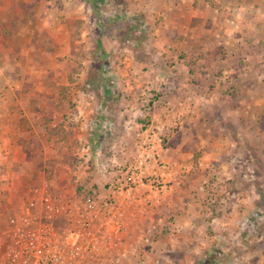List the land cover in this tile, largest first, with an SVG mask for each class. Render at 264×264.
I'll return each mask as SVG.
<instances>
[{"label": "crops", "instance_id": "obj_1", "mask_svg": "<svg viewBox=\"0 0 264 264\" xmlns=\"http://www.w3.org/2000/svg\"><path fill=\"white\" fill-rule=\"evenodd\" d=\"M154 1L156 5L163 6L158 12L159 24L155 25L153 22L156 47L154 59H163L166 53L172 60L163 66L162 62L158 64L155 61L147 64L149 71H142V79H136L140 82H121L122 95L96 98L90 89L85 91L77 86L73 96H65L61 88L68 87L72 84L70 82L26 81L30 73L34 80L33 73L42 74L49 70V56L57 58L58 54L67 52L69 48L65 42L63 44L55 40L50 44L47 41L49 34L52 37L55 35L54 38L59 40L62 39L61 34L68 30L63 16L65 0H0V150L13 152L9 158L14 159H3L4 162L0 160V165H4V168L5 165L8 168L30 167L36 163L40 169L59 161L69 165L70 157L67 162V153L70 155L77 151L83 156L82 152L87 153L92 147L95 156L91 157V153H87L84 157L86 163L95 166V163L100 161L105 166L120 167L116 172L104 174L103 180L96 177L90 184L83 183L85 187L89 185L87 192L101 190V193H104V187L122 175L123 169L135 161L134 157L144 144L152 154L159 156V160L164 159L165 161H161L172 163L174 172L166 173L165 185L158 191L163 193L164 198L162 201L157 200L160 204L158 207L152 205V212L147 216L142 212L143 206L137 207L136 212H133V238H127L128 212L125 207L128 204L139 205L138 203L146 199L138 190H144L140 191L143 194L149 191L145 192L148 197L156 195L157 190L145 185V188L138 187L132 194L123 193L118 196L117 203L122 211V232L125 230V234L127 233L124 238L125 245L150 249L152 264H195L207 261L212 256L211 253L221 252L222 250L217 251L219 247L223 249L229 245H240L239 232H254L256 229L255 221L248 223L247 220H250L252 215H255V220L264 218V215L260 216L262 211H257L249 204L251 195L244 187L239 186L236 192L234 191L244 195L241 202L229 204L225 201L215 206L212 203V192L215 189L209 191L205 186L207 180L218 182L226 177L229 181L236 175L235 171L242 162L238 156V148H247L245 157L248 168L255 164L254 147L258 139H264V127H259L261 121L256 116L255 105H264V98L255 96L253 101L242 96V92L238 90V97L235 98L236 103H240L239 112H235L236 116L232 119L236 127L233 126L230 133L225 132L222 119L225 118L224 112L221 111V118L219 114L213 118L215 114H212V111L218 113L222 109L224 99L230 96L220 94L217 82H176L180 71L191 65L190 59H187L184 53L175 51L174 47L180 45L181 50H187L189 46L186 45L193 42L192 37H195L198 29L194 22L203 21L199 20L202 17L201 6L207 8L208 3L204 4L205 0ZM38 7L56 9V15H53V11H43ZM188 20L193 26L181 29L180 25ZM173 30H176V33H173ZM200 36H203V33ZM196 42L194 45L198 44ZM190 52L188 55H191ZM177 53L182 57L179 58ZM199 63L201 66L208 64L202 58ZM161 68L164 74L158 78L154 71ZM202 68L210 67L206 65ZM170 76L172 82H162ZM88 87H91L90 84ZM96 109L101 110V115H106L104 126H97L95 122L99 115L98 112L95 113ZM164 118L166 121L162 123ZM87 123L90 125L88 128ZM56 125L58 128H52ZM98 130L109 137L102 142L94 140ZM53 137L58 141H54ZM213 137L220 139V147L227 150L228 158H224L227 155L225 153L222 156L223 161L215 163L210 160L213 154L209 152L202 157L208 161L202 160L199 164L179 161L184 154L186 161L193 145L206 149L217 145L216 138L214 142L210 140ZM78 140L81 141L78 143ZM98 145L104 148H98ZM100 148L104 149L102 159L98 158L101 154ZM135 149L137 153L134 156ZM23 150H44L46 155L50 152L52 154L50 158L46 155L43 158L40 154L37 158L31 153L27 155ZM21 151L24 154L20 153L18 160L14 153ZM154 162L153 160L152 163ZM72 163L74 164V161ZM153 166L152 172H162L157 165ZM37 174L25 171L16 175L4 169L0 171V187L6 179L9 182L12 180V183L21 182L23 185H29L31 181L38 182L39 186L31 189L32 194L49 185L44 181L45 173ZM241 176L248 181L254 179L250 174ZM82 181L80 179L79 183ZM165 188L167 190L163 191Z\"/></svg>", "mask_w": 264, "mask_h": 264}, {"label": "rangeland", "instance_id": "obj_2", "mask_svg": "<svg viewBox=\"0 0 264 264\" xmlns=\"http://www.w3.org/2000/svg\"><path fill=\"white\" fill-rule=\"evenodd\" d=\"M206 2L208 3L207 8L201 6L202 17L199 20L203 21L201 23L194 22V24H197L198 29L195 32V37H192L193 42L186 45L189 46L186 51L181 50L180 45L174 47L175 51L184 53L187 59H190L189 63L191 65L180 71V76L176 82H217L220 94H227L230 97L224 99L222 109L218 113L212 111V114H215L213 118L218 114L221 118L220 113L223 111L226 118L222 117L223 130L230 133L236 127V124H233L234 121H232L236 116L234 113L239 112L238 105L240 103H236L238 90L242 92V96L253 101L255 96L256 98H264V0H205L203 3L206 4ZM162 7V5H156L154 0H65L63 16L66 19L68 30L61 34L60 38L62 39L59 40L54 38L55 35L52 37L49 34L47 41L50 44L55 40L63 44L65 42L69 48H67V52L63 51V53L58 54L56 56L58 59H53L51 56L47 58L49 70L42 72V74L33 73L34 80H32V73H30L26 77L27 80H25L27 82H43V80L70 82L71 85L61 88V92L67 97L73 96L78 89L77 87L85 91L90 89L96 98L98 96L118 97L122 95L121 82H140L136 79H139V77L142 79V71H149L147 64L155 61V63L162 62L161 65L163 66L164 64L168 65L169 60H172L166 53L163 55V59L160 57L154 59L156 47L154 46L153 26L159 24L158 12L161 11ZM39 9L53 11V15H56V9L46 7ZM153 22H155V25ZM35 25L33 26L35 27ZM190 25L193 26L192 22L190 24V20H188V22L182 23L180 28L188 29ZM173 33H176V30H173ZM202 33L203 36H200ZM194 42L198 44L194 45ZM202 48L203 50H200ZM189 52L191 55H188ZM178 56L179 58L182 57L181 54ZM201 58L207 61L208 64L201 66L199 63ZM206 65L210 68H202ZM154 72L158 78L164 74L162 68ZM171 79L170 76L162 82H172ZM89 84L90 88L88 87ZM255 109L256 116L261 121L259 127H264V105L256 104ZM22 111L24 110L22 109ZM96 112L99 113L97 119H95L97 126H104V116L106 115H101L100 109H96ZM114 118L116 117L114 116ZM164 121H166L165 118L162 119V123ZM89 126L87 123L86 127ZM107 126L109 125L107 124ZM52 128L56 129L58 125ZM256 129H258V125ZM104 132L98 130L94 135V140L102 142L103 139L109 137L105 136ZM220 134L222 133L220 132ZM216 137L210 140L213 141ZM53 139L56 142L58 141L54 137ZM108 140L110 141V138ZM216 140H218L217 145H213L214 147L210 149L195 145L192 148L191 146V152L187 155L186 161L183 158L186 157V154L180 157L179 161L199 164L202 160L208 161V159H202V157L209 152L213 154V157H210L211 161L215 163L223 161V154H227L224 158H228L229 154L227 150L221 149L223 147H220V139L216 138ZM80 141L78 140V143ZM99 147L104 148V146L98 145ZM254 148L255 164L253 166L248 168L249 165L245 157L247 148H238V156L242 162L239 163L238 170L235 171L236 175L229 181L226 177L219 179L218 182L211 179L207 180L205 183L207 189L209 191L215 189L212 192V200H214L212 203L215 206H219L221 202L224 203L225 201L229 204L241 202L244 195L235 193L237 188L241 186L251 195L249 204L253 205L257 211H262L260 216L264 215V139H258ZM25 152L27 155L30 153L33 156L36 155L37 158L39 154L43 158L46 155L44 150ZM20 153L24 154L22 151L14 153L18 160H20ZM87 153H91V157L95 156L92 147ZM87 153L83 151V156H80L77 151L70 155L67 153V162L70 159L69 165L62 164V161L42 169L37 168L36 163L30 167L14 166L8 168L5 165L4 168V165H0V171L5 169L8 172L10 170L11 173L16 175L25 173V171L38 173L37 175L40 172L42 175L45 173L46 178L44 181L49 185L45 186L43 190H48L64 203L75 205L84 198V195L92 192H87L89 190L86 188L89 185L85 187L83 183L90 184L96 177L103 180L104 174L116 172L118 168L120 169L118 166L102 165L100 161L95 163V166H91V163L84 161ZM136 153L137 150L135 149L134 156ZM51 154V152L49 155L47 154V158H50ZM103 154L104 149H101V154L96 156L102 159ZM11 155H13V152H8L6 149L0 150V160L2 162H4L3 159L13 161L14 159L9 158ZM68 157L70 158L68 159ZM165 163L169 166L168 170L174 172L172 163L170 164L168 161ZM110 165L112 164L110 163ZM241 174L253 175L254 179L248 181L243 179ZM80 179L83 180L82 183H79ZM7 181L8 179L4 181V184L2 182L0 187V235L5 229L7 216L29 198L31 189L39 186L38 182L34 183L33 181L29 185H23L21 182L12 183V180L7 183ZM106 186L102 190L104 193L107 192L110 185ZM142 188H145V186H142ZM165 190L167 188L163 191ZM5 191L6 194H4ZM140 191L144 190H138V193L146 199L142 203H138L139 205L128 204L125 207L128 212L126 222L129 228L128 239L134 237V230H132L131 225L134 219L133 212H136V208L143 206L144 210L142 212L147 216L149 212H152V205L158 207L160 204L157 200L162 201L164 198L163 193H158V191L156 195L151 197L146 196L149 191H145L147 192L146 195L145 192L143 194ZM99 193H101V190ZM32 195L33 193L30 196ZM253 220L256 223L254 232L248 230L239 232L240 245H229L223 249L219 247L217 251L222 250L221 252L211 253L212 256L207 261L203 260L195 264H264V218L255 220V215H252L247 222L251 223ZM125 224L124 227L127 228ZM125 232V230L119 232L113 242L112 256L115 258L116 264H152L150 249L125 245L124 238L127 234Z\"/></svg>", "mask_w": 264, "mask_h": 264}, {"label": "built area", "instance_id": "obj_3", "mask_svg": "<svg viewBox=\"0 0 264 264\" xmlns=\"http://www.w3.org/2000/svg\"><path fill=\"white\" fill-rule=\"evenodd\" d=\"M141 146L135 161L105 193L92 191L69 205L40 189L23 201L6 218L0 264H116L112 246L123 228L118 196L145 185L160 191L169 171L165 162ZM153 165L162 172H152Z\"/></svg>", "mask_w": 264, "mask_h": 264}]
</instances>
